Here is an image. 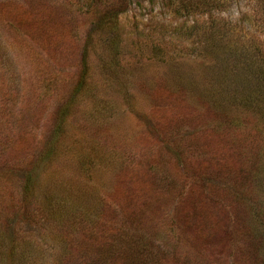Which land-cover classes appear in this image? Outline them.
Here are the masks:
<instances>
[{
    "label": "rangeland",
    "instance_id": "1",
    "mask_svg": "<svg viewBox=\"0 0 264 264\" xmlns=\"http://www.w3.org/2000/svg\"><path fill=\"white\" fill-rule=\"evenodd\" d=\"M250 66L264 0H0V264H264Z\"/></svg>",
    "mask_w": 264,
    "mask_h": 264
},
{
    "label": "trees",
    "instance_id": "2",
    "mask_svg": "<svg viewBox=\"0 0 264 264\" xmlns=\"http://www.w3.org/2000/svg\"><path fill=\"white\" fill-rule=\"evenodd\" d=\"M193 3H188L185 2L184 7H188L190 6L192 9ZM117 12H103L102 17H105L104 19H111L114 18L116 16ZM103 25L104 22L102 20V22L100 21L99 23H97L96 26V30L95 31H99V33H102L103 31H105L103 29ZM92 25L88 31H90L91 29H93ZM85 55L82 54L79 64H78V68H77V72H76V78H75V82L74 85L72 87V93L73 92H77L80 91L84 88L85 85V77H86V73H87V69L85 66V60H84ZM248 71L252 74V76H254L255 82H256V92L258 93V97L256 99V97H254L252 99V102H246L247 106H252L254 110H257V112L260 114L264 113V93L261 92V90L264 91V69L263 68H257L254 66V68L252 66H250L248 68ZM253 96H255L252 93ZM250 96V95H249ZM247 101V100H245ZM58 125V124H57ZM57 125L55 126L54 130H52V134L53 136H55V134L57 133ZM23 194H22V203H26L28 197L25 196L27 195L26 193V188L23 189ZM124 225V223H123ZM122 224H119L120 226V230H121V235H120V239L122 241L123 244V248L121 249L126 251L124 256H121L120 253H118L119 255H116L115 257H113L112 259H102L104 262H107L108 264H147L149 263V260H154L155 257L151 258L152 256H149V250L146 248H148V245L145 246V242H147L146 239V234H144V237L140 235V237L136 234L135 236L133 235L135 232L133 229H136L135 227H131L132 229L129 228V230H125V227L121 228L123 226ZM122 229H124V232H122ZM143 232V230L141 231ZM105 236L109 237L110 239H112V234L109 232H105ZM105 237V238H106ZM116 238V237H115ZM135 238V239H133ZM107 240H109L107 238ZM111 241V240H110ZM126 248V249H124ZM84 250V249H83ZM83 251L78 252L77 254L80 255L82 254ZM110 253V251H109ZM108 253V254H109ZM85 254V252H84ZM155 255V251L153 252V256ZM70 257H73L70 255ZM81 260H86V256L81 255ZM123 261V263H122Z\"/></svg>",
    "mask_w": 264,
    "mask_h": 264
}]
</instances>
